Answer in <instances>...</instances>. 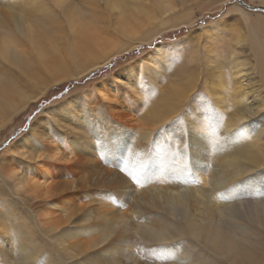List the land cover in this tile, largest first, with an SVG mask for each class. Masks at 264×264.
<instances>
[{
  "label": "bare ground",
  "instance_id": "obj_1",
  "mask_svg": "<svg viewBox=\"0 0 264 264\" xmlns=\"http://www.w3.org/2000/svg\"><path fill=\"white\" fill-rule=\"evenodd\" d=\"M54 1L62 6L67 0ZM236 2L248 9L247 3L245 6ZM156 6L167 14L172 5L166 0H157ZM261 7L264 6H258ZM236 8L240 9L233 6L231 10L235 11ZM111 9L118 11V23L125 37L120 36L121 40L117 38V42L109 36L115 43L105 39L108 35L103 38L100 34L94 36L88 41L84 51L78 50L72 55V63L79 71L84 69L85 72L86 68L95 66L98 61L104 65V61L116 56L120 51L133 48L136 43L146 39L149 42L156 35L180 28L185 23L173 21V24H170L161 18L160 14L152 19L144 17L139 9L130 5L121 9L114 3ZM72 13L71 23L76 29V21L84 23L85 17L76 10ZM225 21L224 19L221 22ZM214 24L208 28L207 36L210 31L220 34L218 25ZM248 25L253 33L250 49L262 58L261 62L264 64V24L258 19H250ZM8 32L9 29H5V38ZM25 37L34 44V48L36 45L42 49L46 48L45 41L35 40L34 35L27 29ZM135 38L140 39L137 41ZM233 39L235 43L242 44L241 35L231 37L232 43ZM179 43L180 41H176L175 47H179ZM16 44L18 45L17 41L15 43L5 39L0 42V47L2 50H11ZM167 50L165 44L157 45L152 52L144 56V61L148 63L147 71H153L151 75L154 77L160 76V71L168 64ZM214 52L216 50L207 52L208 62L213 69L207 90L212 94L217 91L215 98L213 101L204 102L205 105L199 104V100L194 101V110L187 113L188 116L181 127L184 129L182 137L178 124H172L170 127L167 125L168 129H164V132L163 128L167 120L172 119L171 112L177 114L183 101L197 89L200 73L194 63L199 61L198 50H195L184 66L175 72L179 74L175 80L177 82L167 93H162L165 95L159 105L157 104V114L146 113L153 118L150 121L148 119L147 123L151 122L154 126L145 122L142 127L137 126V130L118 122L119 119L113 120L108 111L103 113L101 107L105 105L103 101L118 103L119 98L118 101L115 99L116 95L110 93L111 90L109 91L105 82L88 89L86 95L89 99L94 96L96 88L102 99L96 113L88 112L80 117L73 112L67 113L68 120L65 124L72 127L77 137L74 141V138L64 139V144L56 142L50 148L52 153L49 156L54 163H60L59 167L61 164L65 165V171L70 170L69 167L73 163H85L89 166L88 172H84L85 178L52 181L54 176L49 166L41 165L42 168L35 169L33 164L26 166L22 163V173L11 170L8 174L15 183V188L12 189L14 195L19 191L33 192L32 199L39 197L49 205L44 208L46 211L49 209L45 218L63 215V222L41 221V224L48 225L49 231L55 232L56 243L52 246L46 244L44 248L38 247L39 243L36 241L46 243L49 240L43 235V229L30 228L32 223L38 224L37 217L44 220L40 208L30 212V221L26 223L27 217H19V213L15 214L19 210L16 211L13 207L10 211H5L12 220V226L9 228L6 223L4 227L3 239L6 244L0 245V252L5 253L7 258L9 254H14L11 246L17 244L16 252L19 251V257L10 260L13 264H55L57 260H60L57 264H144V260L149 256L151 259L147 264H189V261H192V264H264V141H259L264 139V122L257 117L261 114V111H257L261 104L254 99L257 96L260 98V94L258 91L247 92L243 80V90L242 87L232 84L226 86L231 80L233 84H237L243 76L238 78L239 74L234 75L230 81H225L226 74L221 69L218 58L211 57ZM70 53L71 51L68 52ZM234 55L237 54L233 53L231 56L232 69L240 73L243 64ZM15 63L21 64V61L15 60ZM142 66L138 64V68L136 67L138 76L144 67ZM46 69L51 75L48 82L62 83L57 79L62 74L67 75V60L57 59L55 63H48ZM137 78L134 77L133 80L128 72L126 83L132 93L145 96L148 90L154 89L153 86L140 88L141 81ZM153 82V85H156V81ZM47 86V81L43 80L41 91L45 92ZM0 88L10 90L12 86L6 81L0 82ZM34 99L36 97L28 96L23 103L27 104ZM21 108L22 106L15 113ZM58 112L62 111L55 107L53 114ZM69 136L71 133L67 139L72 138ZM27 137L31 138L29 134ZM60 138L62 137L59 136V141ZM176 143H179V147L175 146ZM249 143L255 146L256 151L251 149ZM184 145L188 147L182 150ZM81 153L84 160L79 159ZM19 154L25 155L23 151ZM99 156L104 160L100 159L101 163L105 162L101 177L99 174L102 169H95ZM107 162L110 165L116 162L119 170H114L116 167H105ZM161 166L167 167L166 174L158 173ZM216 167L219 169H214ZM105 168L107 170H104ZM109 170L111 171L105 179L100 180ZM0 175L3 176L2 171ZM72 188L76 190L74 193L84 190L87 200L85 205L76 204L77 200L75 203L73 201V204L62 201L69 193L68 189ZM226 196L229 200L222 201ZM17 198L25 201L22 194H18ZM235 198L239 201L233 202ZM2 213L0 211V218L4 220ZM166 223L172 226L161 228V225ZM21 234L24 237H21ZM247 237L251 238L249 242L246 241ZM9 238L11 244L8 243Z\"/></svg>",
  "mask_w": 264,
  "mask_h": 264
},
{
  "label": "rangeland",
  "instance_id": "obj_2",
  "mask_svg": "<svg viewBox=\"0 0 264 264\" xmlns=\"http://www.w3.org/2000/svg\"><path fill=\"white\" fill-rule=\"evenodd\" d=\"M166 1L172 5L167 14L162 12L163 9L161 10L156 6L157 0H67L65 5L62 6L57 5L54 0H0V42L5 39L14 41L15 43L16 41L18 42V45L16 44V47L13 46L11 50H2L0 47V82L7 81L8 84L12 86V89L10 90L0 88V172L2 171L3 173V176L0 175V211L3 212L2 215L4 218V220L0 218L1 246L6 244L3 239V231L4 227H6V223H8L7 226L9 225V228L12 226V220L9 215H6L5 211H10L13 207L14 210H19L15 213H19V217H27H25L26 223L27 221H30V217H28L30 212L34 211L36 208H40L44 220L37 217L38 224L32 223L30 228L37 230L43 229V235L48 237L49 240L46 243L36 241L39 243L38 247L44 248L46 244L52 246L56 243L55 232L49 231L47 229L48 225L41 224V221L44 223H46L45 220H58L63 222V215H51L50 218H45L46 215L49 214V209L46 211L44 208L49 207V205L39 197L32 199L33 192L23 193L22 191H19L14 195L12 189L15 188V183L13 182V179L8 177V174L11 170H17V173H22V164H25L26 166L33 164L35 169L37 167L38 169L42 168L41 165L49 166L51 173L54 176L51 179L52 181L58 182L64 181L65 179L74 181L75 178L84 179L86 171L88 172L89 170L88 165L85 163L82 165L73 163L69 167L70 170L65 171V165L61 164V167H59V162L54 163L50 160L49 156L52 153L50 152V148L54 146L56 142L64 144V139L71 140L74 138V141L75 137H77L74 134L72 127L70 128L65 124L66 120H68L66 117L67 113L73 112L74 115H77L78 117L87 114L88 112L96 113L97 106L100 105L102 100L99 91L96 88V91L93 94L94 96L92 95L93 97L91 99L87 97L86 91L90 88L97 87L99 83L101 84L102 82H105L109 91L111 90L110 93L113 94V96L116 95L115 99L118 101L119 98L118 103H108V101H103L105 105L101 108L104 114L108 111L113 120L118 121L119 119L118 122H122L125 126L135 129H139L140 125L142 127V124L145 122L147 125L150 124L151 126H154L151 122H147L148 119L149 121L150 119H153L150 116L153 115L152 112L157 114L156 111L159 109V102L165 95L162 93H167V90L173 87L172 85H175L177 82L175 80L179 77V74L175 72L179 71L184 66L195 50H198L199 61L194 63V66L196 65L195 68L200 73L197 89L192 93L194 95L191 94L192 97L190 95L189 98H186L185 101H183V106L181 105V109L177 114L176 112L174 113V111L171 112L173 113L171 115L172 119L169 118L164 124L163 132L172 124H175L176 126L178 124V127L181 129L185 123V117L188 116L187 113L194 110L196 104L194 101L199 100V104L205 105L204 102L207 100L213 101L215 98L214 96L217 91H213L212 94L207 90L208 84L211 82V72L213 71V69H211L212 65L207 59V52L216 50L211 57L218 58V62L222 66L221 69L224 70L226 74L225 81H230L234 75L239 74V77L237 76L238 78L243 76L237 84H233V81L231 80L229 83H226V86L232 84L235 85V87H242L243 90L241 84V81L243 80L247 92L258 91L257 93L260 94V98L257 96L254 97V99L261 104V107L257 110L261 111V114L257 117L264 122V113H262L264 109V64L261 62L262 58H259L257 54L250 49V40L252 39L253 33L248 25L250 24V19H258L264 24V12L256 13L257 11H249L237 4L234 0ZM241 1L247 3L249 7L264 6V0ZM114 3H117L121 9H125L129 5L137 8L141 11V14L144 17L151 19L160 14V17L166 19L170 24H173V21H183L185 23L183 24L184 26L182 25L180 28H174L168 30L167 33L165 31L160 35H156L149 42L148 39H146L145 41H140L138 44L136 43L133 48L120 51L116 56L110 57L108 60L104 61V65L98 61V64L95 66L86 68L85 72L83 71L84 69L79 71L76 65L72 63V55L78 50L84 51L88 41L94 36L100 34L103 38V36L106 37L108 35L105 39L108 42L115 43L116 41L118 42V40H121L120 36L125 37L122 35L121 27L118 23V11L111 9ZM235 5L242 10L236 8L235 11H232L231 9ZM74 10L85 17L84 23L76 21V29L73 28L71 23L72 11ZM142 15L140 16L142 17ZM140 16H137V18L141 19L139 18ZM142 19L144 18L142 17ZM224 19L226 21L221 22ZM214 23L218 25L217 30H220V34H218L219 32L214 34L210 31L207 36L208 28L211 25H215ZM23 27L34 35L35 40L42 39L45 41L46 48L42 49L38 45L34 48V44L28 40V37H25V29H21ZM5 29H9L6 38ZM161 29L165 30L163 27H161ZM237 35H241L242 44L235 43L234 39L233 43L231 42V37ZM109 36L113 37L116 41ZM141 36H144L143 33ZM135 39L138 41L140 38ZM176 41H180L178 44L180 45L179 47H175ZM161 44H165L168 48L166 53L168 64L162 69V71H160L162 76L154 77L151 75L153 71H147L148 63L144 61V56L147 53L152 52L157 45ZM69 51H71L70 54H68ZM101 53L103 54L104 52ZM233 53L237 54L236 56L238 58L234 55L235 58L244 65L241 66L242 68L240 67L242 70L240 73H237L232 69L233 62L231 56ZM61 58L67 60V75L62 74L57 79L62 83L53 84V82H48L50 81L51 75L49 74L50 71L46 69L47 64L55 63L57 59ZM15 60H20L21 64H16ZM137 62L145 67L142 66V71H139L140 76H138V72L136 71L138 65L136 64ZM68 68L70 69L69 72ZM128 72L131 73V78L133 80L138 77L137 80L141 81L140 88L147 89V87L150 88L153 86L154 89L148 90L147 94H145L146 98L144 95V97L142 95L138 96L129 90V84L127 85L126 83ZM180 73L181 76L182 72ZM67 76H71V78H67ZM43 80H46L48 83L45 92L41 91V83H43ZM154 80L156 81V85H153ZM69 83L72 85L65 91L51 94V92L58 86H64ZM42 93L44 94L41 96ZM39 95L41 97L38 98ZM28 96H34L36 99H34L35 101L32 100L27 104H24L23 100H26ZM49 96L51 99H49L43 107L36 109V104ZM260 100L262 101L260 102ZM96 102L98 103L93 105ZM119 103L121 105L123 104L122 107ZM88 105L90 106L88 107ZM14 106L16 109H14ZM21 106L22 108L15 113V111ZM55 107L60 108L62 112H58L54 115L53 109ZM148 112L150 115H146ZM183 130L181 129V137L184 135ZM70 133L71 136L69 137L72 138L67 139L68 134ZM139 133L144 134L142 131H139ZM28 134L31 138L27 137ZM59 136L62 137L60 138V141L58 140ZM259 141L263 143L264 139H259ZM175 146L179 147V143H176ZM249 146L253 151H256L253 144L249 143ZM187 147L188 145H184L182 150ZM8 151L10 152L8 153ZM18 151H23L25 155L21 156ZM89 152H91V154L93 153L91 150H89ZM92 155L94 156V154ZM219 156L222 159L224 158L222 155ZM83 157L84 155L81 153L79 159L84 160ZM100 159H102L101 156L97 159L98 163L96 164L97 167H95V169H102V166H104L103 164L105 162L103 164L101 163V161L104 160L102 159L100 161ZM106 164L107 166L105 167H116L114 170H119V166L116 162L111 165L108 162ZM166 168L167 167L161 166L158 169V173L166 174ZM214 169H219V167ZM104 170H107V168ZM110 171L111 170H109L100 180L105 179ZM27 173L28 172H24V174ZM103 173L102 169L99 177H101ZM189 177L190 175L188 178ZM74 191H76L74 188L68 189L69 193L63 197L62 201L73 204L72 202L74 201L75 203L77 200L76 204L81 206L85 205L87 200L84 196V190L75 193ZM18 194H22V196L25 197V201L18 199ZM228 200L229 198L227 196L222 198V201ZM238 201V198L233 200V202ZM74 206L75 205H73V207ZM81 210L82 209H80V211ZM195 222L200 225L196 220ZM15 224L17 226L16 222ZM171 226L170 223H166L161 225V228L166 229ZM20 236L24 237L23 234ZM250 239L251 238L247 237L246 241L249 242ZM262 244L264 245V240ZM16 245L17 244H13L11 249L14 254H17L18 258L19 251L16 252V250H18L16 249ZM150 259L151 256L144 260L143 263L147 264ZM58 261L60 260H57V262ZM57 262L55 264H57ZM10 264L13 263L10 261Z\"/></svg>",
  "mask_w": 264,
  "mask_h": 264
},
{
  "label": "trees",
  "instance_id": "obj_3",
  "mask_svg": "<svg viewBox=\"0 0 264 264\" xmlns=\"http://www.w3.org/2000/svg\"><path fill=\"white\" fill-rule=\"evenodd\" d=\"M72 84L71 83H69V84H66V85H64V86H58L56 89H54L52 92H51V94H53V93H61V92H63V91H65L68 87H70ZM49 99H51L50 98V96L49 97H47V98H45V99H43V100H41V101H39L37 104H36V109L37 108H41V107H43L46 103H47V101L49 100Z\"/></svg>",
  "mask_w": 264,
  "mask_h": 264
},
{
  "label": "snow or ice",
  "instance_id": "obj_4",
  "mask_svg": "<svg viewBox=\"0 0 264 264\" xmlns=\"http://www.w3.org/2000/svg\"><path fill=\"white\" fill-rule=\"evenodd\" d=\"M8 243L11 244V238H9ZM17 254H9L6 258L5 253L0 252V264H10V260L16 259ZM189 264H192V261H189Z\"/></svg>",
  "mask_w": 264,
  "mask_h": 264
},
{
  "label": "water",
  "instance_id": "obj_5",
  "mask_svg": "<svg viewBox=\"0 0 264 264\" xmlns=\"http://www.w3.org/2000/svg\"><path fill=\"white\" fill-rule=\"evenodd\" d=\"M236 1H238V2H240L241 4H243V5H245V6H247L243 1H241V0H236ZM247 8L249 9V10H252V11H262V12H264V7H261V8H251V7H249V6H247Z\"/></svg>",
  "mask_w": 264,
  "mask_h": 264
},
{
  "label": "crops",
  "instance_id": "obj_6",
  "mask_svg": "<svg viewBox=\"0 0 264 264\" xmlns=\"http://www.w3.org/2000/svg\"><path fill=\"white\" fill-rule=\"evenodd\" d=\"M236 6V5H235ZM236 7H238V6H236ZM239 8V7H238ZM241 9V8H240Z\"/></svg>",
  "mask_w": 264,
  "mask_h": 264
}]
</instances>
